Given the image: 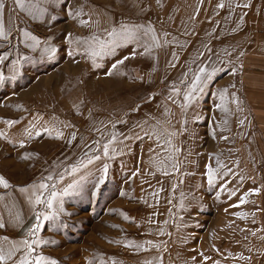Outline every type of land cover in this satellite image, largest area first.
Listing matches in <instances>:
<instances>
[{
    "label": "rangeland",
    "instance_id": "rangeland-1",
    "mask_svg": "<svg viewBox=\"0 0 264 264\" xmlns=\"http://www.w3.org/2000/svg\"><path fill=\"white\" fill-rule=\"evenodd\" d=\"M28 3L30 8L21 10L5 0L0 176L9 187L0 186V194L48 177L53 190L62 186L67 194L57 190L53 209L33 206L20 230H6L2 237L44 241L34 245L33 255L55 264H264V213L259 214L264 196L260 186H248L243 178L247 167L235 158L240 134L229 112L237 107L232 91L238 70L231 54L224 53L221 62L217 52L220 43L224 47L234 4ZM113 29L114 37L109 35ZM206 31L208 42L195 46ZM100 44L107 45L103 51ZM93 51L99 54L93 56ZM120 60L124 62L118 64ZM200 68L211 79L202 92L185 100ZM240 95L238 102L243 90ZM104 110L113 114L115 139L108 156L103 155L104 141L97 139L95 175L89 184L74 186L73 169L79 164L73 132L85 133L80 128L84 112ZM58 133L63 137L57 138ZM191 141L195 153H205L198 164L189 161ZM209 165L216 173L212 183ZM63 177L66 184L58 185ZM37 212L57 215L53 221L41 220L40 231L30 235ZM204 232L211 237H203ZM218 242L225 245L224 258V245Z\"/></svg>",
    "mask_w": 264,
    "mask_h": 264
},
{
    "label": "crops",
    "instance_id": "crops-1",
    "mask_svg": "<svg viewBox=\"0 0 264 264\" xmlns=\"http://www.w3.org/2000/svg\"><path fill=\"white\" fill-rule=\"evenodd\" d=\"M230 1L234 4L235 9L231 8L228 11L231 21L226 31L227 33L232 31V33L231 35L225 34L224 47L220 43L217 52L221 62L226 60L223 59L224 53L231 54L233 56L232 66L238 70L236 76L238 83L232 91L234 93L232 97L237 107L229 112L234 117V130L240 134L235 146V158L240 165L247 167L248 173L244 172L243 178L247 181L248 186L251 189H257V186H260L262 196H264V0ZM244 5H248V7H244ZM201 36V42L198 41L199 44L196 43L195 46H201L203 40H208L209 32L206 31ZM197 50L200 49L197 48ZM201 50L206 52L202 47ZM205 62V60L202 62V66H205ZM228 63L230 64V62ZM220 82L221 80L219 81V88L223 85ZM240 90H243V98L238 102L241 97ZM112 117L113 114L108 110L88 111L81 116L80 128L85 130V133L73 132L75 139H71L72 146H74V160L79 164V167L73 169V172L76 171L72 176L74 186L81 183L89 184L95 175L96 165L94 164L98 160L95 157L99 156L97 154L99 148L97 139L101 138L108 145L113 144ZM220 122L224 123V120ZM110 141L112 142L110 143ZM190 145L189 161L191 159V164H198L200 158H204L205 153L197 154L194 152V141H191ZM90 159L92 163H89ZM65 177L58 181V185L66 184ZM40 183L48 184L49 189L56 194L57 190L58 193L65 192L62 186L53 190L51 179H43L33 184L38 185ZM33 184L22 190L12 189L0 194V222L5 224L4 228H0V248L5 251L9 250L14 243H19V241L3 238L2 234L6 230L17 232L27 221L29 212L34 206L31 202L33 199L31 186ZM43 195L48 197V191H44ZM261 206L259 214L264 213V203ZM254 211L257 213V208ZM203 237L210 238L211 235L204 232ZM218 243L219 246L224 245V243ZM217 250V261H220L219 247ZM211 251L213 252L214 249ZM221 253H225V245L222 247ZM222 258H224V254Z\"/></svg>",
    "mask_w": 264,
    "mask_h": 264
},
{
    "label": "snow or ice",
    "instance_id": "snow-or-ice-1",
    "mask_svg": "<svg viewBox=\"0 0 264 264\" xmlns=\"http://www.w3.org/2000/svg\"><path fill=\"white\" fill-rule=\"evenodd\" d=\"M13 4L17 7H19L21 10H28L30 8V4L28 3V0H13ZM219 7L223 8L224 5L220 4L218 5ZM244 7H248V5H244ZM6 8V4H5V0H0V38H3L5 40L8 39V33L5 31V25H4V10ZM13 11H15V9H13ZM25 36L28 35L27 32L24 33ZM109 35L111 36H116V31L115 29L112 30V32L109 33ZM107 45L106 44H100V49L101 51H103L105 49ZM93 56L98 55L99 53H97L96 51H93L91 53ZM5 58L0 57V63H3V60ZM124 59H128V57H125ZM124 61L120 60L117 63L118 64H122ZM117 67V64H113L112 68L115 69ZM112 73L109 72V75H111ZM211 79V75L210 74H206L205 73V69L204 68H200L199 69V73L194 75L193 81L191 83V89L188 93L185 94V100H191L194 96V94L197 91H203V85L205 84V82ZM3 82V76L0 75V83ZM221 101L223 102L225 99L224 93H221ZM218 107H220V105H218ZM226 111V109H225ZM5 123H7L8 125H12L14 122L13 121H5ZM4 133H0V136H3ZM29 138L31 137V133H28ZM63 137V133H58L57 134V138H62ZM73 139H75V136L73 135L72 137ZM115 139V137H113V140ZM112 141H110L111 143ZM168 143H171L170 141H167ZM20 147L23 148L25 147V144L23 141H21L20 143ZM109 153V145L105 144L103 146V155L104 156H108ZM95 159H100L99 156L95 157ZM89 163H92V160H89ZM75 170V169H74ZM108 171V167L107 165L104 166L103 168V172L106 175ZM167 174V173H165ZM207 176H208V181L209 183H212L215 179L216 173L214 171V169L209 165L208 166V170H207ZM48 179H52L51 177H48ZM103 179L100 180V183H103ZM0 186H3L4 188H8L9 184L7 182V180L4 179V177L0 176ZM34 191H33V199H32V203L34 206H38V205H46L48 209H53L54 207V201L56 199L57 194L53 191H51L49 189V185L46 183H40L38 185H33L32 186ZM44 191H48V198H44ZM255 191V190H254ZM65 194H67V191H65ZM243 202V201H241ZM62 206H61V211H62ZM56 213L54 212H49L47 214H42L37 212L35 214L36 216V224L29 229V234L30 235H35L36 233H38L42 227L41 224V220L43 221H53L56 218ZM5 224L3 222H0V228H4ZM6 239V238H5ZM41 243H44V241L41 240H32L31 242H29V240L25 239L20 241L18 244L14 243L12 245V247L5 251L3 248H0V264H8V261H12L14 259V257L16 256L17 253H20V257L18 260L15 261V264H55L54 261H49L47 257L40 255V254H36L33 255V253H35L36 249L34 247V245H39Z\"/></svg>",
    "mask_w": 264,
    "mask_h": 264
}]
</instances>
